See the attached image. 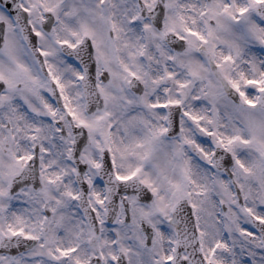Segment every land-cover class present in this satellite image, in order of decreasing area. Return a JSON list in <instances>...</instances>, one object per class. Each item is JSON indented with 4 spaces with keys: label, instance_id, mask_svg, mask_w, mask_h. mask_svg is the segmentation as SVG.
I'll use <instances>...</instances> for the list:
<instances>
[{
    "label": "snow or ice",
    "instance_id": "snow-or-ice-1",
    "mask_svg": "<svg viewBox=\"0 0 264 264\" xmlns=\"http://www.w3.org/2000/svg\"><path fill=\"white\" fill-rule=\"evenodd\" d=\"M0 264H264V0H0Z\"/></svg>",
    "mask_w": 264,
    "mask_h": 264
}]
</instances>
